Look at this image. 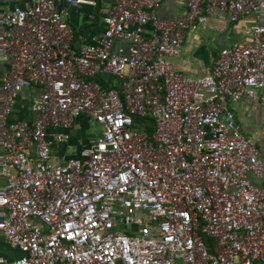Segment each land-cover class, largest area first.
Instances as JSON below:
<instances>
[{"label": "built area", "instance_id": "1", "mask_svg": "<svg viewBox=\"0 0 264 264\" xmlns=\"http://www.w3.org/2000/svg\"><path fill=\"white\" fill-rule=\"evenodd\" d=\"M96 1L103 31L79 45L61 0L0 12V264H264V162L228 109L264 102V0H188L175 20L163 0ZM214 15L253 21L207 76L177 72ZM81 117L101 131L52 164Z\"/></svg>", "mask_w": 264, "mask_h": 264}, {"label": "crops", "instance_id": "2", "mask_svg": "<svg viewBox=\"0 0 264 264\" xmlns=\"http://www.w3.org/2000/svg\"><path fill=\"white\" fill-rule=\"evenodd\" d=\"M32 0H0V12L9 11L14 7L25 8L31 4ZM188 0H163L161 8L158 10V17L162 20H175L185 12ZM79 8H68L64 0L58 3L59 8L67 9L65 17L69 25L75 31V43L82 44L89 42L92 37H98L103 31L102 16L104 5L98 6L96 0H79ZM94 2V3H93ZM96 2V4H95ZM100 19H97V13ZM253 21L252 17H244L232 24L218 15L210 16L206 21L187 34L183 40L182 51L179 56L170 61L177 72L183 73L192 78H202L210 73L213 60L219 52L235 41L243 40L245 28ZM262 23L264 24V12L262 13ZM36 91L24 90L14 105L12 121L30 119L28 105L34 99ZM259 94L255 101L243 98L233 104L235 112L234 120L239 127L241 134L250 144L259 151V156L264 162V102ZM95 124L86 117L76 120L75 127L71 130V141L68 145L76 152L74 157L79 156L82 148L86 147L90 140L96 135H84V128L89 124ZM69 148L62 146L61 151L66 152ZM70 156L66 157V159ZM255 186L264 189V179L259 180L250 176ZM7 254L9 250L6 249Z\"/></svg>", "mask_w": 264, "mask_h": 264}, {"label": "rangeland", "instance_id": "3", "mask_svg": "<svg viewBox=\"0 0 264 264\" xmlns=\"http://www.w3.org/2000/svg\"><path fill=\"white\" fill-rule=\"evenodd\" d=\"M95 4H96V2H95ZM97 4H98V6L101 5V3H99L98 1H97ZM228 109L231 112V114L233 116H235V112H234V109H233V104L231 102H229V104H228ZM100 131H101V128L97 124H91L90 123L89 125H87L84 128V132L83 133H84L85 136H89V135H93L94 136V135L98 134ZM74 155H76V152L74 150H72L71 147L64 153V155L62 157L56 155L55 153H52L51 154V163L52 164H58V163L62 162L65 159V157H68V156L74 157ZM110 231L112 233H115V232L119 231V228H112V229H110Z\"/></svg>", "mask_w": 264, "mask_h": 264}, {"label": "trees", "instance_id": "4", "mask_svg": "<svg viewBox=\"0 0 264 264\" xmlns=\"http://www.w3.org/2000/svg\"><path fill=\"white\" fill-rule=\"evenodd\" d=\"M96 16H97V19H100V13H99V12L97 13V15H96ZM138 121H139V120H138V119H136V120H135V123H137Z\"/></svg>", "mask_w": 264, "mask_h": 264}]
</instances>
